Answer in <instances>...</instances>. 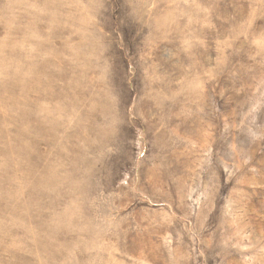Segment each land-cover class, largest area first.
Here are the masks:
<instances>
[{"label": "rangeland", "instance_id": "374dc122", "mask_svg": "<svg viewBox=\"0 0 264 264\" xmlns=\"http://www.w3.org/2000/svg\"><path fill=\"white\" fill-rule=\"evenodd\" d=\"M0 74V264H264V0H0Z\"/></svg>", "mask_w": 264, "mask_h": 264}, {"label": "bare ground", "instance_id": "6f19581e", "mask_svg": "<svg viewBox=\"0 0 264 264\" xmlns=\"http://www.w3.org/2000/svg\"><path fill=\"white\" fill-rule=\"evenodd\" d=\"M43 45H44V44H43ZM45 45H46V44H45ZM57 45H58V44H57ZM58 46H59V45H58ZM42 54H43V53H42ZM3 56H7V55L3 54ZM3 56H2V58H3ZM11 57H12V56H11ZM8 59H9V55H8ZM13 59H14V57H13ZM5 60H7V59H5ZM10 60H11V59H10ZM51 60H52V59H51ZM19 61H21V60H19ZM5 62H6V61H5ZM46 62H47V61H46ZM85 62H86V61H85ZM15 63H16V62L12 63V65L15 64ZM17 63H18V61H17ZM52 63H53V62H52ZM18 64H19V63H18ZM27 64H28V63H27ZM39 64H40V63H39ZM42 64H43V63H42ZM42 64H41V65H42ZM21 66H23V65H21ZM28 66H29V65H28ZM57 66H58V65H57ZM6 67H8V69L10 68V66H8V64L6 65ZM23 67H24V66H23ZM23 67H22L21 70L24 69ZM13 68H14V67H13ZM29 68H30V67H29ZM10 69H11V68H10ZM16 70H18V68H16ZM13 71H14V69H13ZM23 71H24V70H23ZM23 71H22V72H23ZM27 71H28V70H27ZM17 72H18V71H17ZM92 72H93V71H92ZM1 73H2V72H1ZM19 73H20V72H19ZM8 74H9V73H8ZM16 74H18V73H16ZM20 74H21V73H20ZM22 74H23V73H22ZM45 74L47 75V73H45ZM0 75H1V74H0ZM5 75H7V74H5ZM48 76H49V75H48ZM95 76H96V75H95ZM93 77H94V75L91 76V79H92ZM14 78H16V77H14ZM20 78H21V77H20ZM0 79H1V78H0ZM2 79H3V78H2ZM6 79H7V77H6ZM17 79H18V77H17ZM47 79H48V78H47ZM4 80H5V79H3V82H4ZM21 80H22V79H21ZM21 80H20V81H21ZM25 81H26V80H25ZM3 82H2V83H3ZM17 82H18V81H17ZM49 82H50V81H49ZM0 83H1V82H0ZM4 83H5V82H4ZM13 83H14V82H13ZM19 83H20V82H19ZM23 83H24V82H23ZM27 83H28V82H27ZM78 83H79V81H78ZM15 84H17V83H15ZM21 84H22V82H21ZM66 84H67V83H66ZM11 85H12V84H11ZM27 85H28V84H27ZM52 85H53V84H52ZM1 86H2V85H1ZM1 86H0V89H2ZM9 86H10V85H9ZM15 86H17V85H15ZM18 86H19V85H18ZM24 86H25V85H24ZM33 86H34V85H33ZM51 87H52V86H51ZM94 87H95V86H94ZM96 87H97V86H96ZM6 88H7V87H6ZM74 88H75V87H74ZM83 88H85V87H83ZM91 88H92V87H91ZM17 89H18V88H17ZM35 89H36V88H35ZM76 89H77V88H76ZM89 89H90V88H89ZM92 89H93V88H92ZM2 90H3V89H2ZM52 90H53V89H52ZM74 90H75V89H74ZM80 90H81V87H80ZM80 90H79V91H80ZM60 91H61V90H60ZM79 91H78V93L80 94L81 91H80V92H79ZM90 91H92V90L90 89ZM94 91H95V90H94ZM51 92H52V91H51ZM86 92H88V91H86ZM0 93H1V91H0ZM56 93H57V92H56ZM95 93H96V92H95ZM97 93H98V92H97ZM102 93H103V92H102ZM75 94H76V93H75ZM79 94H78V95H79ZM81 94H82V93H81ZM81 94H80L79 96H81ZM91 94H92V92H91ZM106 94H107V93H106ZM84 95H85V94H84ZM84 95H83L82 97H84ZM34 96L36 97V95H34ZM97 96H99V95L97 94ZM104 96H105V95H104ZM86 97L89 99L88 96H86ZM102 97H103V96H102ZM23 98H24V97H23ZM93 98H94V97H93ZM106 98H107V97H106ZM24 99H26V97H25ZM27 99H28V98H27ZM33 99H34V98H33ZM64 99H66V98H64ZM34 100H35V99H34ZM61 100H62V99H61ZM92 100H93V99H92ZM94 100H95V99H94ZM101 100H103V99L101 98ZM26 101H27V100H26ZM78 101H80V100H78ZM85 101H86V99H85ZM88 101H90V100H87V102H88ZM97 101H99V100H97ZM29 102H30V101H28L27 103L29 104ZM95 102H96V101H95ZM25 103H26V102H25ZM31 103H32V102H31ZM73 103H74V101H73ZM75 103H76V102H75ZM88 103H89V102H88ZM92 103H93V102H92ZM84 104H85V103H84ZM90 104H91V103H90ZM97 104H98V103H97ZM20 105H22V104H20ZM24 105H25V104H24ZM92 105H93V104H92ZM92 105H91V106H92ZM94 105H95V104H94ZM64 106H65V105H64ZM72 106H74V105L72 104L71 107H72ZM76 106H78V105L76 104ZM96 106H97V105H96ZM100 106H102V105L100 104ZM88 107H89V105H88ZM75 108H76V107H75ZM75 108H73V109H75ZM92 108H93V107H92ZM92 108H91V109H92ZM109 108H110V107H109ZM11 109H14V108H11ZM81 109H82V108H81ZM88 109H90V108H88ZM91 109H90V110H91ZM76 110H77V109H76ZM82 110H83V109H82ZM93 110H94V109H93ZM8 111H9V108H8ZM73 111H74V110H73ZM74 112H75V111H74ZM76 112H77V111H76ZM88 112H89V111H87V113H88ZM10 113H11V112H10ZM85 113H86V111H85ZM89 113H90V112H89ZM60 115H61V114H60ZM83 115L85 116L84 112H83ZM83 115H82V116H83ZM58 116H59V115H58ZM48 123H49V122H48ZM1 128L3 129V127H1ZM1 128H0V129H1ZM50 128H52V127H50ZM39 135H40V134H39ZM0 136H1V135H0ZM40 136H41V135H40ZM5 141H6V140H5ZM35 143H36V142H35ZM3 144H4V143H3ZM41 144H42V143H41ZM38 149H39V148H38ZM35 150H36V149H35ZM7 151H8V150H7Z\"/></svg>", "mask_w": 264, "mask_h": 264}]
</instances>
